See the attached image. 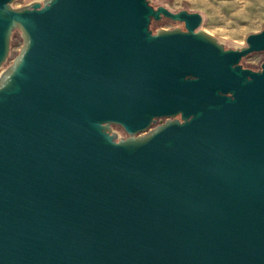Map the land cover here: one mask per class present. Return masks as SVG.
I'll return each instance as SVG.
<instances>
[{
    "label": "water",
    "instance_id": "obj_1",
    "mask_svg": "<svg viewBox=\"0 0 264 264\" xmlns=\"http://www.w3.org/2000/svg\"><path fill=\"white\" fill-rule=\"evenodd\" d=\"M15 1L0 264H264V61L240 63L264 28L226 48L201 13L150 0ZM162 17L185 29L154 32Z\"/></svg>",
    "mask_w": 264,
    "mask_h": 264
},
{
    "label": "rangeland",
    "instance_id": "obj_2",
    "mask_svg": "<svg viewBox=\"0 0 264 264\" xmlns=\"http://www.w3.org/2000/svg\"><path fill=\"white\" fill-rule=\"evenodd\" d=\"M34 0H16L14 6H22ZM155 7L163 5L172 11L186 9L199 12L203 16L201 28L215 36L226 48H236L246 45V38L251 33H257L264 28V0H150ZM184 28V23L170 18L153 21L151 28L155 32L160 28ZM19 30L14 31L11 50L4 67L8 66L18 54L22 46ZM264 61V51L254 52L244 57L241 63L252 69L261 68ZM113 129L119 135L126 132L118 125Z\"/></svg>",
    "mask_w": 264,
    "mask_h": 264
},
{
    "label": "flooded vegetation",
    "instance_id": "obj_3",
    "mask_svg": "<svg viewBox=\"0 0 264 264\" xmlns=\"http://www.w3.org/2000/svg\"><path fill=\"white\" fill-rule=\"evenodd\" d=\"M162 18H164V17H162ZM153 22V21H152ZM183 23V22H182ZM183 29H185V28H183ZM244 58V57H243ZM242 58V59H243ZM242 61V60H241ZM241 61H240V63H241ZM242 64V63H241ZM242 66L244 67V68H248V67H246V66H244L243 64H242ZM250 69H252V68H250ZM261 68H259V69H252V70H254V71H256V70H260ZM178 118H180V115H178L177 116ZM168 119V117H156L155 118V121H154V123H152V127L153 126H156L157 124H160V123H162V122H165L166 120ZM114 125H118V124H114ZM114 125H112V127L114 126ZM118 126H120V127H122L121 125H118ZM123 128V127H122ZM124 129V128H123ZM124 131H125V129H124ZM126 132V131H125ZM128 134H127V132H126V135L125 136H127ZM263 262H264V260H263Z\"/></svg>",
    "mask_w": 264,
    "mask_h": 264
}]
</instances>
